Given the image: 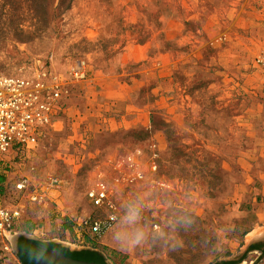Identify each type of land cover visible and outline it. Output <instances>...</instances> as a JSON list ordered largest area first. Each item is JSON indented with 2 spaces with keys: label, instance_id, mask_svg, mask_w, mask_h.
Returning a JSON list of instances; mask_svg holds the SVG:
<instances>
[{
  "label": "rangeland",
  "instance_id": "1",
  "mask_svg": "<svg viewBox=\"0 0 264 264\" xmlns=\"http://www.w3.org/2000/svg\"><path fill=\"white\" fill-rule=\"evenodd\" d=\"M263 46L264 0H0V71L45 72L62 90L38 145L0 162V202L21 207L14 235L108 264H264L249 246L264 230ZM92 81L126 87L108 111L147 107L148 126L90 130L75 107L86 110ZM94 188L111 191L112 209L92 202ZM40 211L85 240L41 231ZM111 212L100 233L78 224Z\"/></svg>",
  "mask_w": 264,
  "mask_h": 264
},
{
  "label": "built area",
  "instance_id": "2",
  "mask_svg": "<svg viewBox=\"0 0 264 264\" xmlns=\"http://www.w3.org/2000/svg\"><path fill=\"white\" fill-rule=\"evenodd\" d=\"M256 63L264 67V46L256 56ZM60 93V85H51L45 72L25 77L0 71V162H10L20 152H27L38 145L61 111ZM142 176L137 172V177ZM51 185L43 186L41 192L36 191L32 200L46 196ZM17 188L22 190L25 183H18ZM110 195L107 188H94L88 192L95 205L112 209ZM20 216V206L8 207L0 202V264H19L12 240ZM115 220L116 214L111 212L106 220L85 218L79 225L100 233Z\"/></svg>",
  "mask_w": 264,
  "mask_h": 264
},
{
  "label": "crops",
  "instance_id": "3",
  "mask_svg": "<svg viewBox=\"0 0 264 264\" xmlns=\"http://www.w3.org/2000/svg\"><path fill=\"white\" fill-rule=\"evenodd\" d=\"M99 72L100 71L98 70L96 71L92 80L99 77L98 75ZM97 84H99L98 87ZM125 88H120V86L109 87L108 83L104 81H97V82L92 81L90 91L93 97L89 98V103L87 105L86 110L82 112L79 108L75 107V111H77L78 114L81 113L83 119L87 118L88 121H91V124H89L90 130L92 129L95 130V128H97L96 130L103 135L109 132L112 133L117 131L119 132L126 131V129L131 128L132 126L147 127L148 126L147 112H149V109L147 107H139V106L134 107L135 106L134 105L133 108H131V110H133L131 111L133 112V114L131 115H129V113L126 114L124 112L121 114L119 113L113 114L112 111H108L110 110L109 103L111 101L113 103L111 105H114V103H116L115 105L119 106L120 102L118 101L126 97V92H124L123 90ZM73 108L74 107H72L71 109ZM95 111L97 114H100L101 117L94 119L93 116L95 114ZM116 111L118 110L116 109ZM125 123H128L129 126H126ZM262 134H263V137L261 138L262 147H257V152L261 155L263 161L261 165V179L263 183L262 194L264 196V131L262 132ZM257 215L260 221H264V198H263V202L260 205V208L257 210ZM30 216L31 218H33L35 222L38 223L37 225L41 227L40 228L41 231H47L50 228L52 231H55L56 234H63L66 238L75 237L77 240L79 239L80 240L83 239L82 241L85 240V235L84 236L82 235V231H77V230L73 231V228H71L70 225H66L67 223L64 224L62 223V217L57 215L54 216L53 212L47 213L45 211H40L39 213H35ZM41 223L43 224L41 225ZM78 224H80V222ZM262 241L264 243V230L262 231L260 237L253 239L249 243L250 247L254 246L251 250L259 251L260 248L257 247L256 244ZM260 251H264V249L261 248Z\"/></svg>",
  "mask_w": 264,
  "mask_h": 264
},
{
  "label": "water",
  "instance_id": "4",
  "mask_svg": "<svg viewBox=\"0 0 264 264\" xmlns=\"http://www.w3.org/2000/svg\"><path fill=\"white\" fill-rule=\"evenodd\" d=\"M21 235H14V247H17V239ZM22 236L26 239L36 240V241H42L41 239L27 236L25 234H22ZM35 264H101L94 261H87L82 259H76L70 256H67L63 251L57 249V248H51L49 249L44 255L42 256H36L35 257Z\"/></svg>",
  "mask_w": 264,
  "mask_h": 264
},
{
  "label": "flooded vegetation",
  "instance_id": "5",
  "mask_svg": "<svg viewBox=\"0 0 264 264\" xmlns=\"http://www.w3.org/2000/svg\"><path fill=\"white\" fill-rule=\"evenodd\" d=\"M42 248L43 246L33 243L29 239L26 240L23 239L22 237H19L17 239V247L15 248L16 257L19 261V264H35V257L40 256L39 252L41 251ZM94 262H98L101 264H108L104 260V258L100 262L99 261H94Z\"/></svg>",
  "mask_w": 264,
  "mask_h": 264
},
{
  "label": "trees",
  "instance_id": "6",
  "mask_svg": "<svg viewBox=\"0 0 264 264\" xmlns=\"http://www.w3.org/2000/svg\"><path fill=\"white\" fill-rule=\"evenodd\" d=\"M22 238L26 239L24 237H22ZM29 240H31V239H29ZM31 242L43 246V248L39 252L40 256L44 255L51 248H57V249L63 251L67 256H70L73 258L83 259V260H87V261H99V262L102 261V259H103V257L95 251H89V250L70 251L68 248H65L58 243H54V242H50V241L31 240Z\"/></svg>",
  "mask_w": 264,
  "mask_h": 264
},
{
  "label": "bare ground",
  "instance_id": "7",
  "mask_svg": "<svg viewBox=\"0 0 264 264\" xmlns=\"http://www.w3.org/2000/svg\"><path fill=\"white\" fill-rule=\"evenodd\" d=\"M15 249V248H14Z\"/></svg>",
  "mask_w": 264,
  "mask_h": 264
}]
</instances>
